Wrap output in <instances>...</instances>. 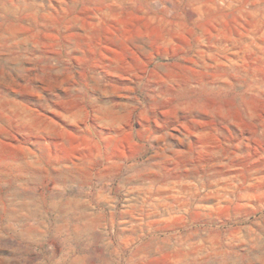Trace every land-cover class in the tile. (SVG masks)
Here are the masks:
<instances>
[{
	"label": "rangeland",
	"instance_id": "374dc122",
	"mask_svg": "<svg viewBox=\"0 0 264 264\" xmlns=\"http://www.w3.org/2000/svg\"><path fill=\"white\" fill-rule=\"evenodd\" d=\"M0 264H264V0H0Z\"/></svg>",
	"mask_w": 264,
	"mask_h": 264
}]
</instances>
